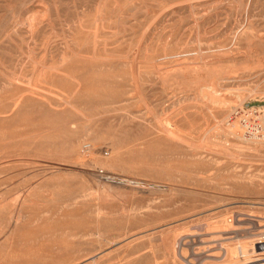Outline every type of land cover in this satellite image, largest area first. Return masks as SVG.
Masks as SVG:
<instances>
[{
    "label": "rangeland",
    "instance_id": "1",
    "mask_svg": "<svg viewBox=\"0 0 264 264\" xmlns=\"http://www.w3.org/2000/svg\"><path fill=\"white\" fill-rule=\"evenodd\" d=\"M246 105L264 0H0V264H264Z\"/></svg>",
    "mask_w": 264,
    "mask_h": 264
},
{
    "label": "built area",
    "instance_id": "2",
    "mask_svg": "<svg viewBox=\"0 0 264 264\" xmlns=\"http://www.w3.org/2000/svg\"><path fill=\"white\" fill-rule=\"evenodd\" d=\"M237 117L240 118L246 137L264 138V110L246 105L237 110Z\"/></svg>",
    "mask_w": 264,
    "mask_h": 264
},
{
    "label": "bare ground",
    "instance_id": "3",
    "mask_svg": "<svg viewBox=\"0 0 264 264\" xmlns=\"http://www.w3.org/2000/svg\"><path fill=\"white\" fill-rule=\"evenodd\" d=\"M104 2H106V1H104ZM104 2H103V3H104ZM129 2H130V0H129ZM230 3H231V2H230ZM230 3H229V4H230ZM240 3H242V2L239 1V4H240ZM237 4H238V2H237ZM99 5H100V3H99ZM211 5H212V3H211ZM230 5H232V4H230ZM241 5H242V4H241ZM227 6H228V5H227ZM243 6H244V5H243ZM231 7H232V6H231ZM238 7H239V6H238ZM102 8H103V7H102ZM247 8H248V7H247ZM98 9H99V6H98ZM192 9H194V7H193ZM98 11H99V10H98ZM104 11H105V7H104ZM247 12H248V11H247ZM98 13H99V12H98ZM34 14H35V13H34ZM32 17H33V18H30V19L28 20V22L30 23V25H33V23H35V22H38V23H39L38 25H40V24L42 25V24H43V23L39 22L40 19H39V21H36L37 19H36V17H34V15H33ZM111 17H112V16H111ZM98 19H99V17H98ZM102 20H104V19H102ZM80 21H81V20H80ZM95 21H96V20H95ZM97 21H98V20H97ZM42 22H43V21H42ZM98 22H99V21H98ZM26 23H27V22H26ZM20 24H21V23H20ZM97 24H98V23H97ZM22 25H23V23H22ZM27 25H29V24H27ZM27 25H26V26H27ZM20 26H21V25H20ZM31 27H32V26H31ZM34 27H35V26H34ZM97 27H98V25H97ZM244 28H246V27H244ZM35 29H36V28H35ZM31 30H32V29H31ZM97 30H98V28H97ZM95 31H96V30H95ZM241 31H242V30H241ZM241 31H240V32H241ZM96 33H97V31H96ZM33 35H34V34H33ZM238 35H239V34H238ZM95 36H96V35H95ZM96 37H97V36H96ZM249 38H250V37H249ZM31 39H33V38H31ZM99 39H100V38H99ZM247 40H248V39H247ZM95 41H96V40H95ZM248 41H249V40H248ZM249 42H250V41H249ZM249 42H248V43H249ZM95 43H96V42H95ZM253 43H254V42H253ZM28 44H29V43H28ZM249 44H250V43H249ZM251 44H252V43H251ZM251 44H250V45H251ZM105 45H106V44H105ZM28 46H29V45H28ZM67 46H69V45L67 44ZM252 46H253V45H252ZM29 47L31 48V46H29ZM105 47H106V46H105ZM250 47H251V46H250ZM18 48H19V46H18ZM253 48H254V47H253ZM221 49H222V48H221ZM221 49H219V50H221ZM31 50H32V49H31ZM94 50H96V49L94 48ZM209 51H210V50H209ZM209 51H208V52H209ZM212 51H214V50H212ZM212 51H211V52H212ZM215 51H216V50H215ZM215 51H214V52H215ZM73 52H74V51H73ZM95 52H96V51H95ZM223 52H224V51H223ZM32 53H33V52H31L30 54H32ZM75 53H76V52H75ZM212 53H213V52H212ZM212 53H211V54H212ZM23 54H24V53H23ZM33 54H34V53H33ZM76 54H77V53H76ZM209 54H210V53H209ZM222 54H223V53H222ZM77 55H78V54H77ZM137 55H138V54H137ZM213 55H214V54H213ZM217 55H218V54H217ZM223 55H224V54H223ZM80 56H81V55H80ZM94 56H95V55H94ZM226 56H227V55H226ZM89 57H90V56H89ZM68 58H69V57H68ZM68 58H67V59H68ZM91 58H92V57H91ZM99 58H100V57H99ZM103 58H105V57H103ZM233 58H234V57H233ZM28 59H29V57H28ZM108 59H109V58H108ZM110 59H112V58H110ZM115 59H116V58H115ZM133 59H134V58H133ZM133 59H132V60H133ZM32 60H34V59H32ZM41 60H42V59H41ZM119 60H120V59H119ZM133 61H134V60H133ZM137 61H138V60H137ZM141 61H142V60H141ZM141 61H140V64H141ZM144 61H145V60H144ZM39 62H40V61H39ZM41 62H42V61H41ZM126 62H127V61H126ZM147 62H148V61H147ZM150 62H151V61H150ZM150 62H148V63H150ZM180 62H181V61H180ZM180 62H179V64H181ZM208 62H209V61H208ZM37 63H38V62H37ZM65 63H66V62H65ZM65 63H64V64H65ZM154 63H155V62H154ZM38 64L41 65L40 63H38ZM136 64H137V62H136ZM203 64H204V63H203ZM36 65H37V64H36ZM43 65H44V64H43ZM205 65H206V62H205ZM205 65H203V66H205ZM44 66H46V64H45ZM61 66H62V64H61ZM155 66H157V65H155ZM172 66H174V65H172ZM172 66H171V68H173ZM177 66H178V65H177ZM184 66H185V65H184ZM188 66H189V65H188ZM188 66H187V67H188ZM36 67H37V66H36ZM36 67H35V69H36ZM164 67H165V69H166L167 66H164ZM181 67H182V66H181ZM187 67H186V68H187ZM205 67H206V66H205ZM212 67H213V65H212ZM37 68H38V67H37ZM47 68H48V67H47ZM50 68H51V67H50ZM175 68H176V66H175ZM179 68H180V66H179ZM186 68H185V69H186ZM190 68H191V67H190ZM43 69H44V68H43ZM52 69H53V68H52ZM160 69H161V68H160ZM160 69H159V70H160ZM53 70H54V69H53ZM133 70H134V69H133ZM136 70H137V69H136ZM157 70H158V69H157ZM170 70H171V69H170ZM174 70H177V69H174ZM181 70H182V69H181ZM200 70H201V69H200ZM56 71H57V70H56ZM163 71H164V70H163ZM178 71H179V70H178ZM191 71H192V70H191ZM204 71H205V70H204ZM207 71H208V70H207ZM42 72H43V71H42ZM60 72H61V71H60ZM158 72H159V71H158ZM168 72H169V70H168ZM172 72H173V71H172ZM186 72H187V71H186ZM186 72H185V73H186ZM189 72H190V71H189ZM13 73H14V72H13ZM135 73H136V72H135ZM183 74H184V73H183ZM192 74H193V73H192ZM195 74H196V73H195ZM13 75H14V74H13ZM35 75H36V74H35ZM66 75H67V74H66ZM164 75H165V74H164ZM181 75H182V74H181ZM21 76H22V75H21ZM135 76H136V75H135ZM184 76H186V74H185ZM188 76H189V75H188ZM18 77H19V74H18ZM35 77H36V76H35ZM176 77H177V76H176ZM9 79H10V78H9ZM14 79H15V78H14ZM14 79H13V80H14ZM74 79H75V78H74ZM163 79H164V78H162L161 80H163ZM10 80H11V79H10ZM31 80H32V79H31ZM135 80H136V79H135ZM135 80H134V82H135ZM32 81H33V80H32ZM76 81H77V80H76ZM137 81H138V79H137ZM165 81H166V80H165ZM165 81H163V82H165ZM79 83H80V82H79ZM138 83H139V82H138ZM138 83H137V84H138ZM23 84H24V83H23ZM29 85H31V84L29 83ZM79 85H80V84H79ZM137 86H138V85H137ZM137 86H136V87H137ZM33 88H36V86L33 87ZM37 89H38V88H37ZM38 90H41V89H38ZM46 92H47V91H46ZM46 92H45V93H46ZM25 94H26V93H25ZM30 94H31V93H30ZM234 119H237V118L234 117ZM234 119H233V120H234ZM157 120H158V119H157ZM161 121H162V120H161ZM158 122H160V121H158ZM164 134H165V133H164ZM169 136H170V135H169ZM252 137L255 138V139H264V138H258V137H256V136H252ZM179 140H180V139H179ZM210 150H211V149H210ZM212 150H213V149H212ZM239 218H240V217H239ZM226 221H227V220H226ZM233 221H234V220H233ZM222 222H223V221H222ZM244 222H246V221H244ZM223 223H225V220H224ZM232 223H233V222H232ZM232 223H231L230 226H231V229H234V226L232 225ZM250 223H251V222H250ZM227 224H228V223H227ZM259 224H260V223H259ZM251 226H252V225H251ZM259 226H262V225H259ZM239 227H240V226H239ZM223 228H224V227H223ZM248 228H249V227H248ZM250 228H251V227H250ZM253 228H254V227H253ZM236 229H237V228H236ZM244 229H245V228H244ZM228 230H229V229H228ZM221 231H222V230H221ZM231 231H232V230H231ZM233 231H234V230H233ZM239 231H240V230H239ZM215 232H216V231H215ZM215 232H214V233H215ZM223 232H224V231H223ZM235 232H236V231H235ZM210 233H211V232H210ZM228 233H229V232H228ZM221 234H222V233H221ZM224 234H227V232H225ZM258 234H259V233H258ZM201 235H202V234H201ZM263 236H264V234H263ZM259 238H260V236H259ZM263 239H264V237H263ZM260 241H261V240H260ZM262 242L264 243V241H262ZM178 245H179V244H178ZM176 249H177V248H176ZM247 251H249V250H247ZM226 252H227V250H226ZM226 255H227V254H226ZM211 258H212V257H209V259H211ZM206 260H207V259H206Z\"/></svg>",
    "mask_w": 264,
    "mask_h": 264
}]
</instances>
